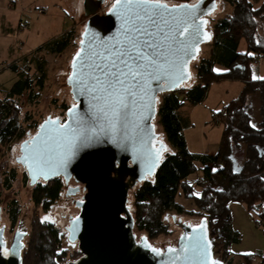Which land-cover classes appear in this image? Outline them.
<instances>
[{"label": "water", "instance_id": "95a60500", "mask_svg": "<svg viewBox=\"0 0 264 264\" xmlns=\"http://www.w3.org/2000/svg\"><path fill=\"white\" fill-rule=\"evenodd\" d=\"M160 2L174 9L172 15L186 20L187 31L177 38L179 43L169 27L163 25V32L153 36L162 53L158 63L164 67L154 73L157 79L145 76L140 82L127 120L123 126L118 123L113 131L100 117L103 101L94 100V94L85 91L81 81L91 83L87 77L92 72L88 65L95 60L93 53H102L104 47L111 48L115 44L112 38L122 36L121 20L110 11L115 0L102 14L97 10L104 0H83L86 21L80 27V36L75 38L81 55L77 58L75 54L68 61L70 73L66 78L74 104L66 110L63 123L60 117L48 115L35 134L21 143L20 154L15 159L25 168L31 185L39 179L58 176L66 183L72 178L83 185L82 199L74 205L80 209L79 213L66 229L68 240L78 241L81 256L68 264H222L211 259L212 246L204 218L197 220V225H191L192 219L176 221L171 214L172 222L181 228V233L175 246H163L162 250L152 247L145 236L139 235L136 239L134 232L129 191L154 176L167 151V143L156 131L154 122L159 95L174 91L191 79V63L197 58L200 46L212 38L208 18L218 6L216 0ZM180 5L187 7L180 8ZM171 27L174 30L175 26ZM102 40L108 43L105 45ZM60 125L65 127L61 129ZM88 135L92 139L81 144V138ZM73 141L75 147L70 150ZM37 152L42 153L39 162ZM68 189L67 194H74L79 187ZM57 211L60 220L61 216L70 217L59 208ZM23 236L16 233L6 250L0 228V264H22Z\"/></svg>", "mask_w": 264, "mask_h": 264}, {"label": "trees", "instance_id": "16d2710c", "mask_svg": "<svg viewBox=\"0 0 264 264\" xmlns=\"http://www.w3.org/2000/svg\"><path fill=\"white\" fill-rule=\"evenodd\" d=\"M160 1L171 4L194 0ZM222 1L229 4L230 10L224 16L212 19L210 55L206 58L197 56L193 65L191 63L189 82L159 95L155 119L162 128L167 151L154 176L135 187L131 212L134 232L147 240L171 232L165 221L168 212L200 220L204 218L209 231L221 241L222 259L231 264L228 247L239 237L233 230L230 204L239 202L246 211L260 210L264 216V74L261 78L252 76V64L264 58V0ZM242 40L247 50L237 52ZM68 43L69 39L63 36L54 38L35 52L42 49L60 52ZM219 47L230 50V53L223 62L225 70L216 72L214 64L218 61L216 49ZM36 68L41 73L36 80L41 82L43 63H38ZM222 80H240L243 86L238 95L213 113L212 121L217 119L222 125L218 149L211 155L191 153L182 133L186 118L180 114V108L185 101L197 105L205 98L210 85ZM32 83L33 79L26 73L14 84L12 92L0 97V144H7L16 132L15 122L20 108L11 99V94L31 91ZM252 97L257 101L256 116L250 108ZM237 151H241L243 160L239 168L233 169V156ZM200 170V179L188 178ZM63 186L60 178L49 180L48 184H37L33 191L35 205L48 209L58 199ZM180 195L191 200L196 209L187 210L177 201ZM12 204L10 202L9 206ZM13 208L10 214L15 220L16 205ZM75 254L61 248V234L53 223L37 216L33 218L21 253L22 264H68L76 258ZM261 257L260 264H264V254ZM243 258L245 264H252V254Z\"/></svg>", "mask_w": 264, "mask_h": 264}, {"label": "rangeland", "instance_id": "374dc122", "mask_svg": "<svg viewBox=\"0 0 264 264\" xmlns=\"http://www.w3.org/2000/svg\"><path fill=\"white\" fill-rule=\"evenodd\" d=\"M113 1L114 0H107L97 12L102 14V8L107 10ZM216 2H218L216 11L208 18L207 25L209 28L213 25L214 19L224 16L227 14V11L230 10L229 4L224 3L222 0H216ZM21 7L26 10L31 7V10L39 15L36 16V14L33 13L34 20L32 24L21 32V30L19 31L18 28H16V21L14 22V18L9 16L10 18L6 20L7 22H4L0 13V37L4 34L8 35V38H0V97L12 92L14 84L17 81H21L26 73L33 79L31 91L23 90L20 95L11 94L13 95L11 99H13L20 108L16 121L18 125L26 131L29 130V127L33 123L40 125L48 115L63 119L68 107L74 103L69 86L66 84V78L70 73L68 61L75 56L79 49L75 38L80 36V27H83L86 16L83 11V0H33L30 3H22ZM25 25L26 24H22L20 28L25 27ZM62 36L68 38L69 43L60 52H50L47 49L35 52L38 47L49 40ZM200 47L201 50L198 57H204L207 56L208 50L212 49V44L208 41ZM29 49H31L30 52ZM239 50H247V45H245L243 40L239 44ZM216 51V58L218 61L215 62L214 69L218 72L224 70L223 62L229 58L230 50L219 47ZM41 62L43 63L44 77L43 80L39 82L36 79L41 76V73L37 71L36 67L38 63ZM12 66L15 67L12 68ZM252 67V76L254 78L262 77L264 74V59L260 63H253ZM208 92L206 105L213 108L212 113H209V121L207 123L208 129H210L208 139L210 141L216 137V140H220V127H217L220 124H218L217 119L212 121L213 113L220 111L224 104L236 96L239 92L238 84L235 82L219 83L212 86ZM252 98L254 99L252 100L253 102H250V108L252 109L251 112L253 116H256L257 101L256 97ZM192 115L194 120L202 119V114L199 111H196ZM154 122L156 131L161 133L160 137L165 140L158 121L155 119ZM194 131L187 130L185 135L189 142L192 140V143L195 141L193 145H198L201 138L202 140L204 139L203 130L198 128ZM16 140H14L8 147V150L0 156L1 163L5 162V167L0 166V170L4 171L9 168L16 170V178L8 190H4L2 187L3 184H0V195L1 200H3L2 203H0V206H3L1 224L6 226L5 237L9 240L13 231L18 228L29 231V226L31 225L33 217L38 215L39 219L50 221L59 229L61 234V248L67 249L69 252H76V258L69 262L76 261L81 256V252L78 250L76 242L72 243L68 241L64 226L68 225L69 218L68 216H61V221L57 209H61V212L70 216L76 215L78 209L74 206L73 201L71 204V199L66 197L64 192H61L56 202L49 206L47 212L43 211L40 206L35 207L33 205L31 201L32 188L28 186V180L23 177V169L15 162L16 153L17 155L19 154V141ZM2 147L5 149V145H2ZM233 158V169H237L240 167L243 160L241 151L234 153ZM200 174L201 170L192 174L191 178L196 180ZM135 187L129 192V204L131 207L133 200L132 193ZM12 198H16L21 207L16 225L14 226H10V221L5 212V203L7 202L8 204ZM76 198H79V194ZM177 201L184 205L187 210L196 209L192 201L187 200L183 195H180ZM230 212L233 219V230L239 237L237 242H232L228 247L231 251V264H245L243 257L249 254H252V264H260L262 260L261 255L264 254V216H261L260 210L246 211L244 205L240 203L231 204ZM171 214L175 216L174 219L176 221H178L179 218L183 221L192 219L191 225L199 223L197 220H200V218H190L185 214L177 215L174 212H168L165 216V221L169 225V228H171V232H169L168 235H158L156 239L148 240L152 247H157V249L162 250L163 246L169 245L170 247L176 245L177 238L181 233V228L174 225ZM135 235L136 239H138L141 234L135 233ZM208 237L212 246L211 259L226 264L222 259L223 248L221 247V241H219L218 237H216L212 231H209V229ZM78 252L80 254H78Z\"/></svg>", "mask_w": 264, "mask_h": 264}, {"label": "snow or ice", "instance_id": "6c2138e0", "mask_svg": "<svg viewBox=\"0 0 264 264\" xmlns=\"http://www.w3.org/2000/svg\"><path fill=\"white\" fill-rule=\"evenodd\" d=\"M110 11L121 20L122 36L112 38L115 39V44L111 48L104 47L102 53H93L95 60L88 65L92 72L87 77L91 83L82 80L81 86L85 91L94 94V100L103 101L104 106L99 110L100 117L115 131L118 123L123 126L127 120L128 109L130 104L135 102L137 96L135 89L140 82L145 76L157 79L154 73L161 72L164 67L158 63L162 53L153 36L162 33L163 27H169V32L177 39L184 35L187 27L186 20L172 15L174 9H170L160 0H115ZM171 25L175 26L174 30ZM83 43L82 40L81 44ZM102 43L106 45L108 42L102 40ZM80 55L81 52L76 53L77 58ZM75 64L76 59L73 60V65ZM64 127L60 125L61 129ZM89 131L94 132L95 129ZM91 139L90 135L83 136L80 142L83 144ZM72 147H75L74 141L70 145V150ZM41 155L42 153L37 152V162Z\"/></svg>", "mask_w": 264, "mask_h": 264}, {"label": "crops", "instance_id": "0c3cea01", "mask_svg": "<svg viewBox=\"0 0 264 264\" xmlns=\"http://www.w3.org/2000/svg\"><path fill=\"white\" fill-rule=\"evenodd\" d=\"M32 1L33 0H0V13H1V16L3 18V21L7 22L6 20H8L10 18L9 16H11L12 18H14V22L16 21V28H18L19 31L21 30V32H23L25 28H28L32 24V22L34 20L33 13H35L36 16L39 15L38 13L33 12V10H31V7H29L30 9H28V10L22 9V7H21L22 3H24V2L30 3ZM22 24H26V25H25V27L20 28V26ZM7 36L8 35H6V34L1 35V37H4V38H8ZM210 42H211V40H210ZM22 44H23V42H22ZM31 49H29V52L31 51ZM211 50L212 49L208 50L207 56L210 55ZM239 51L240 50H239V45H238L237 52H239ZM241 52H243V51H241ZM207 56H204L203 58H206ZM263 59H259L258 63L262 62ZM224 70H225V68H224ZM224 70H222V71H224ZM230 82H235L236 84H238V90H239L238 93H240L242 86H243V82L240 80H222L219 83H230ZM219 83H212L207 90V94H206L205 98L201 102L197 103V105H192L188 101H185V103H183L184 105L180 108V114L183 115L184 118H186V125L183 128L182 133H183V137L185 138V141H186L187 149H189V151L191 153L199 154V155L200 154L211 155L212 153H215L218 149L217 146H218L219 140H216V137H214V139H212L210 141L208 139V137H209L208 134L210 132V129H208L207 123L209 121V115H210L209 113L210 112L212 113L213 108H211L210 106L208 107L206 105L207 104L206 101L208 100L209 89L212 86H215ZM238 93L236 95H238ZM226 104H224L222 107H224ZM196 111H199L202 114V116H201L202 119H198V120L193 119L192 114H194ZM217 127H220L219 132H221L222 126L218 125ZM198 128L200 130H203L204 139L202 140V138H201V141L198 145H193V143H195V141L193 143H192V140H191V142H189L188 138L185 135V132L187 130L194 131V130H197ZM211 128H213V127H211ZM200 176H201V174H200ZM200 176L198 177L199 179H200ZM188 178H191V175ZM235 203H239V202H235ZM231 204H234V203L232 202Z\"/></svg>", "mask_w": 264, "mask_h": 264}, {"label": "flooded vegetation", "instance_id": "af4514ba", "mask_svg": "<svg viewBox=\"0 0 264 264\" xmlns=\"http://www.w3.org/2000/svg\"><path fill=\"white\" fill-rule=\"evenodd\" d=\"M107 0H104V3L106 2ZM74 104V103H73ZM72 105V104H71ZM66 120V117L64 116V118L63 119H60V121H61V123H63L64 121ZM16 124V132H15V134L11 137V139L7 142V144H5V149H3V147H2V144H0V156H1V154H3L4 152H6L7 150H8V147L11 145V143L14 141V140H18L19 141V145H18V150H20V145H21V143L25 140V139H27V138H30L31 136H33L35 133H33V132H31V131H29V130H23L22 129V127L20 126V125H18V123H17V121L15 122ZM16 140V141H17ZM19 154H20V151H19ZM18 154V155H19ZM18 155L16 156V158L18 157ZM15 158V159H16ZM16 163L23 169V177H25V179H27L28 180V183H29V185L31 186V188H32V191H31V201H32V203H33V205L35 206V207H37L36 205H35V203H34V201H33V191H34V189L36 188V186H37V184H48V182H49V180H52V179H54V178H60L61 180H62V184L64 185L63 186V190H62V192H64V194L66 195V197H68V198H70L72 201H73V204L75 205V201H77V200H81L82 199V196H83V194H84V190L82 189V187H83V185L81 184V183H78V182H76V181H74L72 178H70L69 180H68V182L66 183L65 182V180L63 179V177H61V176H58V177H53V178H50V179H47V180H43V179H39V180H37L33 185H31L30 184V179H29V177H28V175H27V172H26V170H25V168L19 163V162H17L16 161ZM5 165V162L4 163H1V161H0V166H2V167H5L4 166ZM15 172H16V170L15 169H11V168H9V169H5L4 171H2V170H0V184H3L2 185V187H3V189L4 190H8L10 187H11V185H12V182L15 180V178H16V175H15ZM141 182H139V183H137V184H140ZM75 187H79V189L78 190H76L75 191V193L74 194H67V191H70V189H68V188H75ZM130 192V191H129ZM79 194V198H76V196ZM60 196V195H59ZM2 201L3 200H1V195H0V203H2ZM12 203L13 202V204H12V206H9V203ZM56 202V200L52 203V204H54ZM51 204V205H52ZM15 205H16V214H17V216H16V219L15 220H12L11 219V214H10V211H12V208L13 207H15ZM128 205H129V207H130V204H129V201H128ZM41 207V206H40ZM42 208V207H41ZM77 209H78V213H79V208L78 207H76ZM43 209V208H42ZM13 210H14V208H13ZM20 210H21V207L19 206V202H18V200L16 199V198H12L9 202H8V204H7V202L5 203V212L7 213V216H8V219H9V221H10V226H14V225H16V222H17V218H18V216H19V214H20ZM49 209H43V211H48ZM130 210H131V208H130ZM2 212H3V206H0V228H2L3 229V241L5 242V249L6 250H8V247H9V245H10V243H11V240H12V238H13V236L16 234V233H23L24 234V236H23V238H22V244H23V246H22V250H23V247H24V244H25V242H26V240H27V237H28V235H29V231L28 230H22V229H20V228H18V229H16V230H14L13 231V233H12V236H11V238L8 240L6 237H5V225H3V224H1V222H2ZM78 213L76 214V215H74V216H70L69 217V219H68V225L66 226V228H65V230L67 229V227L69 226V222H70V220L72 219V218H74L75 216H77L78 215ZM37 217H38V215H37ZM34 218V217H33ZM39 218V217H38ZM48 222H50V221H48ZM52 223V222H51ZM198 224V223H197ZM197 224H193V225H197ZM30 227V226H29ZM66 232H67V230H66ZM67 238H68V232H67ZM69 241V240H68ZM76 243H77V246H78V241H75ZM72 243H74V242H72ZM22 250H21V253H22ZM79 250V249H78Z\"/></svg>", "mask_w": 264, "mask_h": 264}, {"label": "built area", "instance_id": "2783aa9c", "mask_svg": "<svg viewBox=\"0 0 264 264\" xmlns=\"http://www.w3.org/2000/svg\"><path fill=\"white\" fill-rule=\"evenodd\" d=\"M106 10L104 8H102L101 12L104 13ZM38 126L37 124H31V126L29 127V131L35 133L38 130ZM23 129V128H22ZM24 130V129H23Z\"/></svg>", "mask_w": 264, "mask_h": 264}]
</instances>
